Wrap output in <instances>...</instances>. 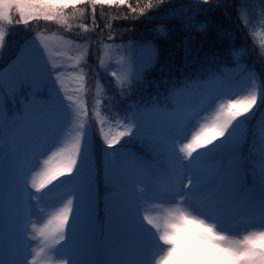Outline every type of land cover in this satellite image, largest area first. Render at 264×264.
Wrapping results in <instances>:
<instances>
[{
    "label": "snow or ice",
    "instance_id": "obj_1",
    "mask_svg": "<svg viewBox=\"0 0 264 264\" xmlns=\"http://www.w3.org/2000/svg\"><path fill=\"white\" fill-rule=\"evenodd\" d=\"M167 0H147L136 6L127 0H0V24L6 22L12 26L7 32L0 27V53L10 43V37L16 26L29 28L30 21H55L59 26L71 30L66 9H76L79 5L92 7V23L96 25V7L104 5L126 6L131 17L145 15L151 10L164 5ZM210 0H193L192 4L173 6L168 10L166 19H178L189 33H203L208 25L197 20L201 12L200 5H207ZM241 9L246 5H241ZM15 9L18 19H13ZM99 27V25H96ZM84 32L87 25L80 26ZM110 27V25H109ZM159 36L167 37L168 29L162 22L156 29ZM79 34V33H78ZM6 36L9 40L6 42ZM114 40V36H109ZM25 48L32 50V56H24ZM21 55L13 62V75L7 82L8 94L15 95L18 88L30 85L39 88L50 85L55 93L43 107L42 111L26 113V127L18 128L15 122L6 123L2 110L3 124L7 145L9 170L5 183V224L8 221L6 235L5 225L0 233V264H29L28 257L39 253L30 251L28 225L33 229L35 238L36 224L44 217V199L60 187L74 185L71 195L64 207L38 229L39 236L47 246L58 245L53 252L64 264H86L77 259L81 251L80 231L85 226L92 210V176L90 172L93 151V129L80 122L70 147L52 151L63 137L65 130L73 121H85L89 110L82 97L69 94L65 84V66L55 63L48 52V45L43 37L26 40ZM59 55V53H57ZM237 55H247L241 49ZM264 56V51L261 52ZM156 58L155 49L147 63L137 61L130 74L131 81H140L144 68ZM102 64L103 62L100 61ZM244 72V68H240ZM115 77L116 73L112 72ZM76 86L71 91H85V77H75ZM233 85L227 81L225 88ZM252 91L239 98H230L219 105L218 111L210 122L200 123L205 109L195 110L180 120L174 117L167 121H158L153 113L159 109L153 107H135L125 113L126 126L115 135L104 131L105 121L99 120V134L104 145L106 175L113 189L110 211H118L120 219L126 224L131 236L129 253L131 259L114 260L108 264H264V248H257L256 242L264 240V231L248 232L240 239L235 234H227L220 225L227 212L242 211L249 218L258 217L259 227L264 228V161L260 166L261 194L258 202L254 199L241 198L237 192L239 174L238 146L245 135V125L254 118L257 110L264 117V83L259 91L251 83ZM5 81L0 79V89ZM173 94L171 105L173 112L176 97ZM211 97L210 103L219 96ZM3 93H0V99ZM100 100L96 102L95 116L99 117ZM118 118V114L117 117ZM164 130V136L157 133ZM149 138L158 141L159 152L164 165L140 160L131 153L122 151L131 140ZM127 138V139H125ZM124 141V143H121ZM39 144L41 150L34 155L30 149ZM120 145L119 148L116 146ZM32 155L34 163L25 164V159ZM42 170L32 175L33 169ZM112 201L116 207H112ZM150 201H160L172 207L164 209L162 215L153 216L142 213ZM44 205V207H41ZM54 206V205H52ZM186 233L192 238L193 251L188 255L180 252L176 243L179 234ZM14 254L13 258H4L5 247ZM43 250V249H42ZM159 257L158 259L156 257ZM64 257H67L64 260ZM31 264H36L35 258Z\"/></svg>",
    "mask_w": 264,
    "mask_h": 264
},
{
    "label": "trees",
    "instance_id": "obj_2",
    "mask_svg": "<svg viewBox=\"0 0 264 264\" xmlns=\"http://www.w3.org/2000/svg\"><path fill=\"white\" fill-rule=\"evenodd\" d=\"M192 3L193 0H167L164 5L151 10L146 9L143 16L128 19L125 17H131L132 14L126 6L110 5L96 9V25L99 27L94 25L89 29L93 45L87 60L89 64L86 65L85 63L81 69L88 86L91 85L92 89L95 84L103 86L99 91H96V88L93 91L95 104H90L91 107L88 108V121L91 124L94 122L99 125V120L102 119V115L101 118L95 116L97 100L101 101L99 105L100 114L104 115L105 110H111L108 117H112L114 110L128 109L131 106L128 103L130 100L135 101L134 108L141 107L142 104L145 107L160 105L164 107L165 111L173 112L171 107L173 94L178 93L174 111L176 112L178 105L188 99L189 92L205 93L213 88L212 86H205V84H209L208 80L213 76L241 67L251 74H263L264 56L261 55V52L264 51V33L262 31L264 30V0H210L209 4L200 5L201 12L198 14L197 20L208 25L203 33L195 31L189 33L180 20L166 19L171 7ZM242 4L246 5L243 9L240 7ZM132 5L136 6V3ZM140 5L144 6L146 3H140ZM89 8L88 5L87 9L84 6L66 9L65 15L69 17V22L88 24L92 19ZM12 16L14 20L18 19L15 9H13ZM162 22L168 29L167 37L159 36L154 31V27L160 26ZM35 25V21H30L29 28L31 31L25 30L24 25L16 26L7 47L13 48H9V52L0 58V72L10 65L11 60L17 55L21 47L17 40L34 36L36 33L34 31L37 30L36 27L33 28ZM0 26L6 32L12 27L6 22ZM108 35L116 36L117 38L114 39L116 41H137L148 44L158 52L156 63L143 70L142 81L131 82V86H129L130 82H117L99 64L100 49L94 47V42L107 38ZM8 40L9 37L6 36V42ZM14 49L13 55L9 57V53ZM241 49L247 50V55H237ZM131 89L134 93L130 92ZM205 95L194 106L201 104ZM107 98L112 102V107H104ZM86 100H90L88 94ZM9 104H15L19 108L21 101L9 99ZM92 105H95V110L92 109ZM179 114L180 111H177L174 117L179 116ZM260 128L264 129V117H261L258 109L256 116L245 125V135L237 150V155L242 158L241 168L244 169L242 178L237 185L238 193L243 192L249 186L256 187L255 184L257 183L260 185L257 162L264 160ZM104 130H106L105 127ZM140 140L144 144H138V141L135 140L130 141H135L134 149L138 152L141 151V154L136 153L137 156L143 161L163 167L164 160L159 152L158 141L149 138ZM153 142L156 149L151 150L154 152L147 150L150 149L149 145ZM95 145L96 141L93 139L90 172L92 181L96 182L94 194L96 206L93 220L90 221L89 225L84 226V232L89 233L91 223L96 225L100 220L102 227L109 225L112 229H117V234L129 235L128 230H125L127 229L126 224H116L114 222L115 211H110V208L106 206V202L110 198L107 196L109 185L104 181V174L101 172L103 170V153L101 151L97 153ZM98 210L102 215L100 219L96 215ZM103 236L101 229H96L95 237L98 243L103 242Z\"/></svg>",
    "mask_w": 264,
    "mask_h": 264
},
{
    "label": "rangeland",
    "instance_id": "obj_3",
    "mask_svg": "<svg viewBox=\"0 0 264 264\" xmlns=\"http://www.w3.org/2000/svg\"><path fill=\"white\" fill-rule=\"evenodd\" d=\"M128 3H136L137 0H127ZM139 3H147V0H139ZM83 6V5H79ZM90 13L92 14V7L89 5ZM104 6H110V5H104ZM103 6V7H104ZM97 8H102L101 6L97 5ZM87 9V8H86ZM75 21H70L69 24L72 26L71 30L67 28H63L59 26L55 21L53 22H44V21H35L36 25L33 27H36V32L34 36L30 38H26L24 40H17L18 45H22V47H25V41L29 40H36L39 37H43L48 45V52L51 53V59L59 64L66 67V71L64 73L65 76V84L69 89V94H73L76 97H82L84 102L86 103L87 107L90 108V104H95V99H93V95L96 88V91H99L103 86L101 85H94V88L92 89V86L89 85L85 78V91L84 92H75L73 93L71 90L75 88L76 82L75 77L82 75V68L83 65L87 63L89 54L92 49V39L89 34V29L94 26L92 23V19L90 20V23L88 24H76ZM81 25H87L88 31L84 32L83 29L80 27ZM1 27V26H0ZM159 26L156 25L154 27V31L156 32V29ZM26 30V29H25ZM264 33V30H262ZM79 33V34H78ZM89 35V36H88ZM158 35V34H157ZM112 35H108L107 38H102L100 40H96L94 42V47H97L100 49V60L99 64L107 70L110 74L112 72L116 73V81L117 82H130V74L134 70V67L137 63V61H141L142 63H147L152 56L153 53V47H151L148 44H143L137 41H116V40H109L108 37ZM115 39L117 38L114 36ZM90 39V40H89ZM108 39V40H107ZM10 49L13 47H9ZM9 48H7L5 51L0 53V58L4 57L8 52ZM17 48V47H16ZM15 48V49H16ZM15 49L9 53V57L13 55V52ZM21 50V49H20ZM59 53V55H57ZM156 58L152 60L151 64L148 67H151L156 63V59L158 57V52L155 50ZM21 55L20 51L17 56V58ZM24 56L26 58L32 56V50L25 48ZM15 59V61L17 60ZM100 61L103 63L101 64ZM144 68V69H146ZM235 69V68H234ZM227 71V70H226ZM243 73L241 76L240 74ZM237 74V76H236ZM13 75L12 66L7 69L3 75H0V79H3L5 81V87L3 88V92L0 91V93H3V98L0 99V102L5 100L6 103H9V97L13 96L16 97L14 99L19 100L20 95H28V93L31 92L33 96L30 94V100H28L25 103L26 112L31 110L32 112H39L43 110V107L48 104L50 97H44L47 93H54L50 85H46L45 93L44 95H38L36 96L33 91L37 88H33L30 85H24V88L26 91L25 93H21L20 88L17 89L15 95L8 94L7 90V82ZM143 75V73H142ZM249 76H251V83L253 86H255L256 90L259 91L260 84L264 83V72L262 75L259 73L251 74L248 73V70H245L244 72L240 71V68L227 71L223 74L216 75L211 77L208 80L209 84H205L207 87H213L209 89L205 93H194L189 92V97L186 101L180 103L178 105V108L176 110L180 111L179 116L174 117L176 112H171L169 110H164V107L160 105H153L151 107L146 106V108H157L159 111L153 113V118L158 121H167L172 119L173 117L176 120H180L184 118L186 115L191 114L195 110L199 111L201 109H205L203 112V118L200 120V123H206L210 122L212 118L214 117L215 113L218 111L219 105L221 103H226L228 99L230 98H239V96L242 95H248L252 91V87L249 86ZM143 80V77L140 81ZM229 81L233 85L230 88H225L224 84L225 82ZM138 81V82H140ZM137 83V81H131ZM42 86H40L38 89H40ZM6 89V90H5ZM5 90V91H4ZM86 92H88L89 99L86 100ZM131 93H134V91H130ZM220 92H223L224 95L219 96L218 99H216L214 102L210 103L211 97L217 96ZM204 100L201 101L202 104L199 106H194L199 99L204 95ZM55 95V93H54ZM12 99V100H14ZM128 103L131 104V106L128 109H122L121 111H112V117H108L111 113L109 110L104 111V115L100 114L99 118H101L105 121L104 127L106 130L105 132H109L110 135H115L118 131H122L123 128L126 126V121L124 119L125 113H130L134 109L135 101L130 100ZM15 107L13 106H5L4 109H10ZM104 107H112V102L107 98L104 103ZM141 108H145L144 104L141 105ZM92 109L95 110V105H92ZM112 109V108H111ZM2 110V109H1ZM4 111V110H2ZM118 118H114L117 117ZM4 116H6V111L3 113ZM0 118H3L0 116ZM80 122L84 121H73V123L65 130L63 137L61 138L60 142L51 149L45 156H41L40 160L43 161L44 159H47L48 155H51L52 151H57L59 148L63 147H70L71 143L73 141V138L75 136V130L77 125ZM86 122V123H85ZM85 125L91 126L93 129V139L96 141L95 149L96 152L101 151L103 153L102 156V165L103 170L101 171L104 174V181L108 183L107 175H106V160L104 156V145L102 143V137L99 134V125L97 123L92 122V124L88 121V118L85 120ZM16 127L18 128H24L21 125L16 124ZM260 137H261V146H263L264 149V129L260 128ZM164 130L160 129V131L157 133V136L163 137L164 136ZM6 136L0 137V214L2 217H5V183H6V176L9 170V159L6 155L8 149L7 145L4 144ZM147 138V137H146ZM127 139V138H125ZM138 141V144H144L142 140L138 139L135 140ZM135 141L125 144L122 151L131 153L133 156L134 152L132 149L135 148L133 146ZM121 143H124L122 141ZM132 143V144H131ZM117 148L120 147V145L116 146ZM239 147V146H238ZM150 149H156L155 143H151L149 145ZM40 145L39 144H33L32 148L30 149V152L32 155H34L37 151H40ZM153 151V150H151ZM154 152V151H153ZM156 152V151H155ZM32 155H29L25 159V164L27 166H31L32 163H34V160L32 159ZM239 158V174L237 178V185L239 184L242 174L244 172V169L241 168L242 158L237 155ZM98 158V157H97ZM140 159L139 157H136ZM141 160V159H140ZM264 160H258V171L260 175V166L261 163ZM42 170L41 168H35L33 169L32 175H35L36 172H39ZM109 185V200L106 202V206L110 208V200L112 198L113 189ZM236 185V189H237ZM258 193L254 191V187L248 188L244 194H242L240 197H248L251 199H254L258 202L260 194H261V184L257 186ZM73 188V187H72ZM71 189L65 190L64 192H60L58 194H49L44 199V205H49V207L44 208V217L42 220L38 221L37 216H32L31 220L33 223L36 224V231H35V238L33 239V229L31 224L28 225L29 235L28 239L31 241V248L30 251L32 253H39L38 255L29 256V264H31V260L35 258L36 264H64V261L58 257L55 256L53 249L55 247H59L58 245H51L49 242L46 246L42 238L39 236L38 229L44 227V224L47 223L49 219H52L62 207L67 202V199H73L75 204V199L71 195ZM96 191V182L92 181V190H91V198H92V210L91 214L88 217V220L85 224V226L89 225L90 221L93 220L94 217V209L96 206V200L94 197V193ZM44 205H41V207H44ZM54 205V206H52ZM112 207H116V202L112 201ZM172 205L170 204H163L160 201H150L147 203L146 207L141 208V212L147 214H151L153 216H159L162 215V211L164 209L170 208ZM110 210V209H109ZM115 211V210H113ZM116 216L114 218V222L118 225L122 224L125 225V223L120 219V216L118 214V211H115ZM97 217L100 219L102 216L100 211L96 213ZM240 220L241 223L234 222V220ZM259 218H249L246 214H244L242 211L238 212H227L224 214L223 223L220 225V227H223L227 234H235L236 239L242 238L244 235H247L248 232L252 231H264V228L259 227ZM95 226V228H94ZM84 228V227H83ZM80 231V235L83 234V238L81 240V251L78 255L77 259L86 262V264H108L110 261L114 260H125V259H131L132 256L129 253V246L123 247L122 249L118 248L120 242L118 240L110 235V233L117 231V229H112L109 225H103V227L100 224V220L96 223V225H93L91 223V231L89 233L84 232V229ZM101 229V232L105 235L104 240L102 243H98L95 237V231L96 229ZM128 230V229H125ZM124 242V240H122ZM176 243L179 246V250L182 253L183 251L188 252L189 250L193 251V243L192 238L189 234L181 233L176 238ZM183 244H188L189 249H185L183 247ZM257 248H264V240H260L256 242ZM5 249L8 251L10 259L13 258L14 254L10 252V250L7 247ZM43 249V250H42ZM104 253V254H103ZM101 254H103L102 257ZM159 258L158 256L156 257ZM67 257H64V260H66ZM70 264V262H69Z\"/></svg>",
    "mask_w": 264,
    "mask_h": 264
}]
</instances>
